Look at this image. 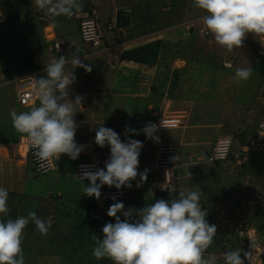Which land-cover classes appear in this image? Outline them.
Here are the masks:
<instances>
[{"label": "rangeland", "instance_id": "374dc122", "mask_svg": "<svg viewBox=\"0 0 264 264\" xmlns=\"http://www.w3.org/2000/svg\"><path fill=\"white\" fill-rule=\"evenodd\" d=\"M82 3L84 7L81 13L53 18L46 11L38 9L35 0H0V77L7 81L6 84L12 83L3 89L4 93L11 98L13 84L16 86L20 80L33 75L37 78L46 76L43 74L47 65L45 61L55 56L54 51L50 50L47 33L63 36L74 49H90L80 38V19L92 16L104 27L110 10L114 9L124 13L128 25L122 32L123 39L121 34L115 37V42L122 44L117 48L118 52L106 55L110 66L107 74L96 76L84 70L82 74L80 70H74L76 81L69 89V96L80 93L84 97L82 107L76 108L75 121L85 122L86 127L89 123L87 133L91 130L93 135V128L102 123L117 130L125 129L126 125L132 127L139 117L145 118L146 114L149 116L151 112L159 110L169 93V63L179 56L196 57L203 69L208 66L206 69L211 72L213 84L221 89L223 96L231 99L233 95L234 99L223 102L221 109L217 110L209 108L208 98L204 101L188 100L189 106H182L181 102V105L172 106V110L166 106L163 109L168 110L167 113L164 115L160 110L156 111L152 116L155 122L151 123L157 125L160 135L169 137L172 144L167 145H174L179 142L174 133L182 130L181 115L189 116L191 112V118L194 115L209 118L198 122L191 120V124L196 126L195 131H200L201 122L213 126L221 121L223 126L219 128L220 132L235 139L231 152L225 161L216 164L213 169H203L207 170L208 176L192 180L203 184L202 207L208 212L207 221L217 227L214 242L205 251L204 257L207 259L212 255L216 258V264H225L224 253L240 249L244 264H264V152L240 150L245 137L250 138L253 134L252 138L255 139L253 130L259 121L264 120V56L259 42L263 36L247 34L240 49L227 51L216 43L212 34L204 38L199 33L204 29L205 13L195 6L194 0H82ZM120 51L122 54L117 55ZM224 61L232 62L233 68L225 70ZM245 67L253 68L251 78L244 82L233 79L235 70ZM153 74L155 79H152ZM206 87L209 89L210 85L204 84L203 92ZM191 88L196 91L193 85ZM119 92L128 93L126 97H131L132 101L118 97L119 94L115 93ZM197 92L203 94L199 90ZM105 99L108 109L99 117L98 107ZM148 103L152 107H148ZM20 109L25 110L16 108ZM212 133L209 138L200 140L208 144L199 146V149L206 150V145L212 146L219 137V133ZM83 142L79 141L78 144L87 147ZM92 147L94 150L89 152L98 154L94 145ZM85 149L77 161L61 156L58 172L50 177L47 174L46 178L33 172L30 163L29 167L18 165L13 151H10V158L0 159V187L6 188L9 193L10 208L9 216L0 218L26 217L29 211L36 212L45 220L52 218L46 235H41L31 222L24 229L22 248L25 264H113L109 258L95 259L92 255L95 241L90 236L91 232L85 230L95 217L93 211L97 203L94 197L83 195V188L89 182H78L76 178L77 165L86 160L83 158L87 152ZM205 150H202V154ZM201 156L205 155L199 158ZM86 158L89 159V156ZM102 158L106 156L102 154ZM96 161L99 168L100 165L104 167L98 155ZM147 164L140 161L143 168ZM161 178L159 172L150 173L146 181L155 185ZM180 184L178 181V188ZM125 190L126 196L120 200L125 209H140L155 202L145 186L137 188L136 182ZM111 191L116 189L101 188L102 196ZM154 194L166 200L171 198L169 194H158L155 186ZM112 219L95 217L91 221L97 226V238H103L102 227L105 223H113ZM84 220V226L79 228V222ZM77 235L79 241L75 238ZM245 254H248L247 258Z\"/></svg>", "mask_w": 264, "mask_h": 264}, {"label": "clouds", "instance_id": "9594fccd", "mask_svg": "<svg viewBox=\"0 0 264 264\" xmlns=\"http://www.w3.org/2000/svg\"><path fill=\"white\" fill-rule=\"evenodd\" d=\"M195 6L202 10L204 28L211 33L216 43L227 51L240 49L247 34L264 36V0H194ZM38 9L46 11L51 17H72L83 10L82 0H35ZM71 66V70H69ZM83 68L90 72V65L82 62L75 51L70 56L53 58L45 65V77L32 78L38 106L28 111L10 113L15 130L27 136L29 144L35 149L33 155L46 170L47 162L67 156L76 160L85 145L75 141L77 123L74 119L77 106L82 107L83 96L70 98L69 89L75 83L74 69ZM252 67L237 68L233 79L244 82L251 78ZM156 124L148 122L142 129L125 126L121 140L120 134L103 123L95 128L94 143L103 149H110L109 158L103 168L82 172L78 179L89 183L83 188V195L101 200V188L107 186L119 191L131 188L132 181L139 188L147 180V172L139 171V156L143 142L131 139L143 134L146 139L159 143ZM173 161L178 156L172 157ZM188 176L191 178L190 173ZM137 177L139 179L137 180ZM99 181V183H97ZM170 193L176 191L175 185L166 187ZM204 193L199 186L180 191L170 199H158L143 208L125 209L114 195L113 203L106 215L114 218V223L102 227L103 238L92 234L95 246L92 255L96 260L109 258L113 264H216V258L204 257L205 251L213 244L217 227L210 224L208 212L202 207ZM9 193L0 187V217H8ZM119 214V215H118ZM123 216V219H121ZM33 223L41 235H46L52 218L39 217L29 211L27 216L15 219L0 218V264H25L22 248L23 232ZM248 257V254H245ZM225 264H244L241 250L224 253Z\"/></svg>", "mask_w": 264, "mask_h": 264}, {"label": "crops", "instance_id": "0c3cea01", "mask_svg": "<svg viewBox=\"0 0 264 264\" xmlns=\"http://www.w3.org/2000/svg\"><path fill=\"white\" fill-rule=\"evenodd\" d=\"M117 12L124 14L120 10ZM117 12L115 11V9H114V11L110 10V12H109V13H111L109 16L110 19L107 18V20L105 22V25H107L109 23H113L116 26V29L113 32L105 34L104 39H103V46H102L103 49L101 52L95 53L93 50L85 48V47H82V49L80 47L74 49L72 47V45H69L64 40L63 36L62 37H56L53 33L49 32V33H47V37H48L49 41L51 42L50 43L51 44L50 50L52 51V45L55 41L56 42L62 41L64 43L68 44L66 51H65V54L62 56H65L66 54H69V56H70L71 53L76 51L80 55L82 62L90 65L92 70L90 72H88L89 74H95L96 76H98V75L103 76L104 74H107L106 72H108V68L110 66H109V61L107 60L108 58H106V55L109 56V54H112L113 52L114 53L118 52L117 48L122 46V44L116 43L115 37H119L118 35L121 34L120 37L123 39L122 32L127 28V25H128L126 20H125L126 24L117 22ZM122 16L124 17V15H122ZM127 18L129 20L128 16H127ZM124 25L126 27H123ZM117 26H119V27H117ZM122 51H120V53L117 55H121ZM53 54L55 56L46 59V61H45L46 64H48L53 58L57 57V55H58L55 52H53ZM98 54L99 55L103 54L102 57H100V59H97L98 58L97 56H99ZM224 63H225V61H224ZM224 63H223V66H224ZM169 64H170V66H168L169 71L167 73L168 74L167 78H168V84H169V88H168L169 93L166 94V97L164 98L163 103H161V106L159 107L160 111L159 110H156V111H159L160 113L162 112L165 115V113H167L168 110H166L165 108L163 109V107L168 106L172 110V106L175 107L177 105H181V102H182V106H189L188 100L190 102L198 101V100L204 101V100H206V98H208L207 102H209V101L211 102V103L210 102L208 103L209 108H216V110H217L218 108L221 109L223 102L230 101V100L234 99L233 95L231 96V99H226L223 96L221 89L219 87H217V85L215 86L213 84L214 79L211 77V72L208 69H206V67H208V66H205V68L203 69V66L200 65V62L197 61L196 57L179 56V57L174 58V60L172 62H170ZM231 64H232V62H231ZM232 68H233V64H232ZM232 68L228 69L224 66L225 70H231ZM74 70H80V72H81L80 74H82V72H83L82 71L83 68H79V67L74 69ZM43 74H46V72L44 71ZM75 77H77L76 74H75ZM2 78L3 77H0V79H1V83H0V159L10 158L12 156L10 151H13V153L15 154L14 157H15L17 164L20 166H28L29 167V163L26 160H24L21 156H19V153L17 152V143H18L19 138L22 136H26V135L21 134L15 130V128L12 125L10 113L13 110L17 111L18 113L21 111H28L31 109V107L38 106L39 101H36L30 107H21L16 101V86L13 84L12 97L11 98L7 97V95L4 93V90H5V88H7V86L11 85L12 83L6 84L7 81H5ZM152 79H155L154 74L152 75ZM204 79L206 81H208L209 83L208 82L205 83ZM211 83H212V86H214V88H212ZM5 84H6V86L4 87ZM204 84L206 86L210 85L209 89L206 87L205 92H203V89H202ZM192 85L194 86V90H196V91H193V89L191 88ZM184 87L189 88V90H186ZM198 90L200 92H202L204 95L201 93H198L197 92ZM74 94H75L74 96H76V95L82 96L80 93H74ZM115 94H119L118 97H120L121 99L123 97L128 98V97H126V95L128 93L119 92V93H115ZM168 95H171V96L169 97ZM74 96H70V98L74 99L75 98ZM147 96H148V90H147ZM128 100L132 101V98L129 97ZM148 107H152V106H150V104L148 103ZM200 107H205V105L200 106ZM16 108H22L25 110H21V109L16 110ZM26 108H29V109H26ZM98 108H99L98 109L99 110L98 116L101 117L108 109V101L105 99V101L103 103H101ZM156 111L151 112L149 114V116L146 114V116H144L145 118H143L141 116L142 118L139 119L140 118L139 117L135 121L136 125H132V128L139 130V129H142L145 126V124H147L148 121L149 122H151V121L155 122V119H152V116L155 113H157ZM169 113H175V112L170 111ZM76 114H75L74 119H77ZM191 115H192L191 112H189V116L188 115H181V117H182V130L180 132L174 133L175 137H177L179 139V142H176L177 144H174L177 146V147L175 146V148H176L175 156H178V159L173 161V165L171 167L172 168V177H173V181H174L176 191L174 193H170V192L166 193V194H169L168 196H171V197L178 195V193L180 191L186 190V189L191 188V187H195V185L199 186L200 191H202V192L204 191V187L202 188L203 184L201 183V181L195 182L192 180L196 177L208 176L207 170H203V169L211 170L214 168V166L216 164L222 163V162H216V163L208 162L207 159L211 153V150H212L216 140L221 136H230V135H227L225 133L220 132L219 128L221 126H223L221 124V121L216 122V124L213 126L210 123L209 124L205 123V125H203V124H201L202 123L201 122V123H199L200 124V131H195L194 128H196V126L191 124V120L198 122L199 120H201V119L203 120L206 117H205V115H197V117L194 115L191 118ZM208 119L209 118H206L205 121ZM220 119H221V117H220ZM76 123H77V131L75 133V141L77 143L79 141H84L83 143L88 145L85 149V151H87V152H85V154L83 156V158L85 157L84 159H86V160H83L82 162L87 163L91 160H97V155H98V157L101 161V164L103 166L105 164V161L109 158L110 149L107 146H105L103 149H101L95 145L94 140H95V128H96V126H95V128H93L94 134L92 135L91 130L88 133H87L88 130H86L90 126L89 123H88L87 127L84 124L85 122H82L81 120L76 121ZM103 126L107 127V125H105V124H103ZM108 128L113 129L115 127L109 126ZM113 130L114 131H124V129H118V130L113 129ZM212 131L216 132V135L219 133V137L218 136L216 137L212 146L206 145V150L205 149H199V146H201L203 144H208V143H205V142L200 141V140L205 139V138H209L213 134ZM254 132H255V130H253V133ZM201 134H203V135L201 136ZM157 135L160 138L159 143H154L153 141L146 139L143 134L138 135V136H134V137L133 136L130 137L131 139H136V140L142 141L143 145L145 146V149L142 148L140 156H139L138 170L144 171L145 169H147L148 170L147 174L156 173V172H153V170L151 169L152 165H153V158H154V155L156 152L155 150H157L156 147L161 146V145L172 144V143H170V141L168 139L169 137H167V136L165 137L164 135L163 136L160 135L159 130L157 132ZM252 136H253V134H252ZM252 136L250 138H249V136L245 137L244 142L246 143V141H249V139H251ZM92 145H94L95 149H97L100 154L99 153L98 154H96V153L92 154L89 152L91 150H94ZM243 145L241 144V149H240L241 152L243 149ZM202 150H205L204 151L205 153L203 152V154H202ZM102 154L105 155L106 158H102ZM200 155H203V156L205 155V156L204 157L201 156V158H199ZM88 156H89V159L86 158ZM79 159H81V157L77 158V160H79ZM193 159H195V161H192ZM142 160L146 161L148 163L146 168H143V166L140 165V161H142ZM53 162H54L56 169L50 173H47L49 177L56 174L59 170L58 160L56 161L55 159H53ZM212 164H214V165L212 166ZM100 168H101V165H100ZM188 172L190 173L191 178L188 176ZM47 174H45V175H47ZM45 175H42V178L48 177ZM138 179H139V177H137V180ZM178 181L181 182V184L179 185L180 186L179 188L177 187ZM78 182H80V181H78ZM86 182H88V181H86ZM132 182H137V181H132ZM142 186H145V188L147 189L146 191L151 193L150 194L151 196L153 195V201L161 199V196L154 194V186H155V191H156V183L154 185V184H150L148 181H145ZM106 187L107 186H104L103 188L106 189ZM152 187H153V189L151 190ZM120 190H124L126 192L125 188H121ZM125 196H126V193H125ZM156 197H158V198H156Z\"/></svg>", "mask_w": 264, "mask_h": 264}, {"label": "built area", "instance_id": "2783aa9c", "mask_svg": "<svg viewBox=\"0 0 264 264\" xmlns=\"http://www.w3.org/2000/svg\"><path fill=\"white\" fill-rule=\"evenodd\" d=\"M94 12V11H93ZM116 29V26L113 23H109L104 27L100 26L97 21L92 16H85L79 21V35L82 42L86 45H89V48L95 53H99L103 49V39L106 33L113 32ZM201 36L204 38L208 37L211 33H208L205 28L201 29ZM261 54L264 56V36L259 39ZM68 44L59 41L54 42L52 45V51L56 54L62 56L65 54ZM224 66L228 69L232 68L231 62H225ZM32 78H36V75L24 78L20 80L16 85V101L21 107H30L36 101H39L38 96L35 93L34 81ZM1 83V79H0ZM254 132V138L249 139L243 145V152L249 150H257L259 152H264V120L259 121L256 124ZM120 134L121 140H125L129 137H125L124 131H116ZM234 139L231 136H221L219 137L208 157V162H223L227 159L231 152ZM35 149L29 144L27 136H22L19 138L17 143V152L24 160L31 164L33 172L37 175H45L54 171L55 165L53 160L47 162L46 170L40 167V162L37 161L33 152ZM176 154V148L174 145H162L159 146L155 152L153 158L152 170L153 172H159L162 174L161 180L156 183V192L159 194H166L169 191L166 187L174 185L172 177V157ZM88 166H92L90 170H95L99 168V164L96 160H91L87 163H80L76 167V178L80 182H85L87 180L78 179L83 171L89 170ZM116 196L117 201L120 202L121 199L125 196L124 190L111 191L108 194L101 197L100 201H97L94 209L95 215L99 217L109 218L106 213L109 206L113 203L111 199L113 196Z\"/></svg>", "mask_w": 264, "mask_h": 264}, {"label": "trees", "instance_id": "16d2710c", "mask_svg": "<svg viewBox=\"0 0 264 264\" xmlns=\"http://www.w3.org/2000/svg\"><path fill=\"white\" fill-rule=\"evenodd\" d=\"M123 14L122 13H120V12H117V22L118 23H123V24H126V21H125V19H124V17L122 16ZM117 27H119V26H117ZM123 27H126L125 25L123 26ZM134 54H136V53H134ZM133 54V55H134ZM257 151V150H256ZM259 152V151H258ZM95 209V208H94ZM93 215L95 216V217H97V218H100V219H111V218H103V217H99V216H97V215H95V213H94V211H93ZM95 217H92V220L91 221H93V219L95 218ZM122 219V218H121ZM90 221V223H88L87 225H86V227H85V230H87L88 232H91L90 233V236H92V234H95V229L97 228V226H96V224L95 223H93V222H91ZM85 222H86V220H84V221H81V222H79V228H81L82 226H84V224H85ZM111 222H115L114 221V219H112V221ZM84 229V228H83ZM84 230V231H85ZM81 231V233L83 232V230H80ZM81 235V234H80ZM77 237H79L78 235H77ZM77 237H75L76 239H78V241H79V239H80V237L79 238H77Z\"/></svg>", "mask_w": 264, "mask_h": 264}, {"label": "water", "instance_id": "95a60500", "mask_svg": "<svg viewBox=\"0 0 264 264\" xmlns=\"http://www.w3.org/2000/svg\"><path fill=\"white\" fill-rule=\"evenodd\" d=\"M156 198H158V197H156Z\"/></svg>", "mask_w": 264, "mask_h": 264}]
</instances>
